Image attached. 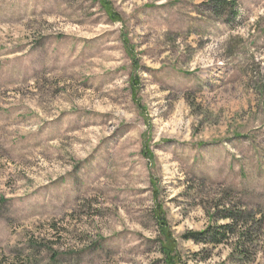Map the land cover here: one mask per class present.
I'll use <instances>...</instances> for the list:
<instances>
[{
	"label": "rangeland",
	"instance_id": "rangeland-1",
	"mask_svg": "<svg viewBox=\"0 0 264 264\" xmlns=\"http://www.w3.org/2000/svg\"><path fill=\"white\" fill-rule=\"evenodd\" d=\"M168 236L264 264V0H0V264H168Z\"/></svg>",
	"mask_w": 264,
	"mask_h": 264
},
{
	"label": "trees",
	"instance_id": "trees-1",
	"mask_svg": "<svg viewBox=\"0 0 264 264\" xmlns=\"http://www.w3.org/2000/svg\"><path fill=\"white\" fill-rule=\"evenodd\" d=\"M105 1L106 0H102V2H105ZM159 210H160L159 211L160 214H158L156 216V218L160 219L159 220V223H160L159 226H160L161 229H163L165 224H166V221L164 220L165 217L162 216L161 208H159ZM155 211H157V210L155 209ZM226 218H231V220H232L230 224L226 225V231L229 232V233L230 232L232 233L233 230L231 228H235V226L237 227V230H238V223L232 217H226ZM239 228H241V225H240ZM226 231H224V232H226ZM235 231H236V228H235ZM224 232H220L219 233L218 231H215L214 235H212V237H211V240H213L216 243L220 242V240H216V235H223ZM190 236H193V233H191ZM214 236H215V238H213ZM159 243L161 245L162 252H164V254H165L164 255L165 258L168 259V261H167L168 264H176L175 259H177L178 256H177V253H176V249H174V247L171 244L172 240L169 238V236L166 238L165 241H163V242L159 241ZM237 246H238L237 250H242L241 249L242 248L241 245L238 244ZM241 252H243V251H241Z\"/></svg>",
	"mask_w": 264,
	"mask_h": 264
}]
</instances>
